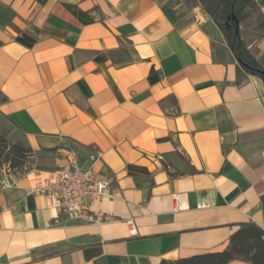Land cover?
<instances>
[{"label": "crops", "instance_id": "1", "mask_svg": "<svg viewBox=\"0 0 264 264\" xmlns=\"http://www.w3.org/2000/svg\"><path fill=\"white\" fill-rule=\"evenodd\" d=\"M0 115L38 163L0 188V264H158L264 231V82L200 5L0 0ZM70 148L115 192L80 218L28 193Z\"/></svg>", "mask_w": 264, "mask_h": 264}, {"label": "trees", "instance_id": "2", "mask_svg": "<svg viewBox=\"0 0 264 264\" xmlns=\"http://www.w3.org/2000/svg\"><path fill=\"white\" fill-rule=\"evenodd\" d=\"M185 4L187 6L200 5L223 32L228 47L241 67L246 72L260 77L264 82V66L251 52L241 30V26L251 14L247 11L253 9L258 28L260 31H264V14L259 7L254 6L253 0H185ZM234 17L236 21L233 20ZM236 22H239L240 25L238 31ZM2 142L4 143L0 136V143ZM23 155L26 156L24 153L17 157V165L21 164ZM3 156L4 151L1 149L0 159ZM6 157V161H9L10 153ZM1 165L0 163V167ZM240 258L253 264H264V231L259 227L255 225L242 226L232 236L230 246L224 252L198 255L177 261L163 260L158 264H228Z\"/></svg>", "mask_w": 264, "mask_h": 264}, {"label": "built area", "instance_id": "3", "mask_svg": "<svg viewBox=\"0 0 264 264\" xmlns=\"http://www.w3.org/2000/svg\"><path fill=\"white\" fill-rule=\"evenodd\" d=\"M101 155L91 152L82 159L74 149H69L65 163L52 173L48 179L37 175L34 184L28 189L32 195H45L56 199L61 213L67 218L86 216L94 204H102L105 200L115 198L112 181L96 171V164ZM13 185L8 175L0 179V188ZM130 235H137V227L133 219L127 221Z\"/></svg>", "mask_w": 264, "mask_h": 264}, {"label": "rangeland", "instance_id": "4", "mask_svg": "<svg viewBox=\"0 0 264 264\" xmlns=\"http://www.w3.org/2000/svg\"><path fill=\"white\" fill-rule=\"evenodd\" d=\"M241 30L251 52L264 66V31L259 30L256 17L250 15L242 25ZM0 136L4 141V143H0V150L4 151V156L0 159V163L2 164L0 167V179L5 175L22 174L37 166V160L31 148L27 145L25 138L9 125L1 115ZM9 153L10 160L6 161V156ZM24 153L26 156L23 155L21 164L17 165V157Z\"/></svg>", "mask_w": 264, "mask_h": 264}, {"label": "water", "instance_id": "5", "mask_svg": "<svg viewBox=\"0 0 264 264\" xmlns=\"http://www.w3.org/2000/svg\"><path fill=\"white\" fill-rule=\"evenodd\" d=\"M233 20L236 21V18L234 17ZM236 25H237V31L240 29V25H239V22H236Z\"/></svg>", "mask_w": 264, "mask_h": 264}]
</instances>
